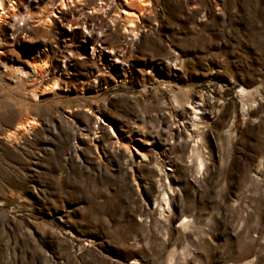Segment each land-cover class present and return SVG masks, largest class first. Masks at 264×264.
<instances>
[{
  "label": "rangeland",
  "instance_id": "rangeland-1",
  "mask_svg": "<svg viewBox=\"0 0 264 264\" xmlns=\"http://www.w3.org/2000/svg\"><path fill=\"white\" fill-rule=\"evenodd\" d=\"M2 6L0 264H264V0Z\"/></svg>",
  "mask_w": 264,
  "mask_h": 264
},
{
  "label": "bare ground",
  "instance_id": "bare-ground-1",
  "mask_svg": "<svg viewBox=\"0 0 264 264\" xmlns=\"http://www.w3.org/2000/svg\"><path fill=\"white\" fill-rule=\"evenodd\" d=\"M34 1H36V0H34ZM124 1H128V0H124ZM123 12H125V13H130L129 11H126L125 9H123ZM5 13H6V10H5V8L2 6V0H0V20H1V18H2V15H5ZM67 26H69V25L67 24ZM114 61H117V60L114 59ZM198 164H200V162H198Z\"/></svg>",
  "mask_w": 264,
  "mask_h": 264
}]
</instances>
